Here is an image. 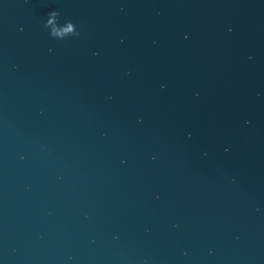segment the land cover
<instances>
[{"label": "water", "instance_id": "95a60500", "mask_svg": "<svg viewBox=\"0 0 264 264\" xmlns=\"http://www.w3.org/2000/svg\"><path fill=\"white\" fill-rule=\"evenodd\" d=\"M0 264H264V0H0Z\"/></svg>", "mask_w": 264, "mask_h": 264}]
</instances>
